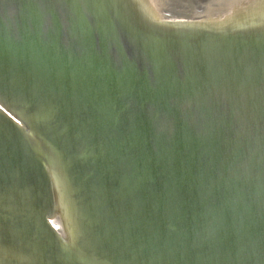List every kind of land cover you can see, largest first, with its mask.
Listing matches in <instances>:
<instances>
[{"label": "water", "instance_id": "water-1", "mask_svg": "<svg viewBox=\"0 0 264 264\" xmlns=\"http://www.w3.org/2000/svg\"><path fill=\"white\" fill-rule=\"evenodd\" d=\"M0 264H264V0H0Z\"/></svg>", "mask_w": 264, "mask_h": 264}]
</instances>
